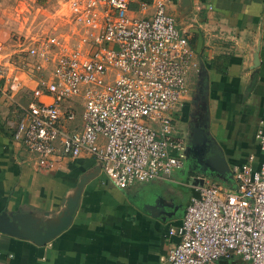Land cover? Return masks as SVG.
Instances as JSON below:
<instances>
[{
	"label": "built area",
	"instance_id": "obj_1",
	"mask_svg": "<svg viewBox=\"0 0 264 264\" xmlns=\"http://www.w3.org/2000/svg\"><path fill=\"white\" fill-rule=\"evenodd\" d=\"M169 2L135 8V0H60L12 34L3 54L0 40V99L11 108L6 127L35 168L88 153L125 187L169 178L183 166L186 142L175 118L199 66ZM18 90H29V99ZM255 137L261 160L255 167L249 154L232 167L235 188L216 181L195 187L180 224L168 230L179 240L167 264L233 257L264 264V121Z\"/></svg>",
	"mask_w": 264,
	"mask_h": 264
},
{
	"label": "crops",
	"instance_id": "obj_2",
	"mask_svg": "<svg viewBox=\"0 0 264 264\" xmlns=\"http://www.w3.org/2000/svg\"><path fill=\"white\" fill-rule=\"evenodd\" d=\"M167 9L188 36L199 66L189 74V94L175 118L176 127H184L183 166L169 178L125 187L116 186L88 153L35 168L6 127L11 108L0 99V216L20 232L0 230V264H167L166 253L179 240L168 230L180 224L196 192L189 177L235 188L233 166L249 154L259 165L255 132L264 121V0H170ZM15 93L30 97L29 90ZM196 126L203 138L195 145ZM206 142L228 171L199 163L210 154L202 152ZM217 264L249 263L233 257Z\"/></svg>",
	"mask_w": 264,
	"mask_h": 264
},
{
	"label": "rangeland",
	"instance_id": "obj_3",
	"mask_svg": "<svg viewBox=\"0 0 264 264\" xmlns=\"http://www.w3.org/2000/svg\"><path fill=\"white\" fill-rule=\"evenodd\" d=\"M59 2L60 0H0V38L6 40L2 54L10 50L8 43L12 34L23 33L28 25L36 24L46 15L43 13L41 17L40 11L53 9ZM37 4L45 8L38 9ZM133 7L136 8L137 5Z\"/></svg>",
	"mask_w": 264,
	"mask_h": 264
},
{
	"label": "water",
	"instance_id": "obj_4",
	"mask_svg": "<svg viewBox=\"0 0 264 264\" xmlns=\"http://www.w3.org/2000/svg\"><path fill=\"white\" fill-rule=\"evenodd\" d=\"M192 143L193 144H201L202 143V138H203V131L201 129V127L196 126L192 128ZM204 146L206 148L202 149V152H204V154H207L208 152H210V154H208L206 156V160H202L199 161V163L203 164V165H212L215 168L219 169L222 171V169H224V167L226 168V170L228 171L227 167L224 166V159H222V156L216 151L215 148H213L212 143L210 142H206L204 144ZM204 150V151H203ZM185 154H186V148H185ZM186 157V155H185ZM184 157V160H185ZM202 172H206L207 169H205L204 167L201 168ZM189 180L192 184L199 186L202 185L204 183V176H190ZM3 217L0 216V230L8 232V233H14V234H19L20 232L17 231L12 224H10V222L8 220L3 221ZM54 232H50L48 234H46L45 238L51 236Z\"/></svg>",
	"mask_w": 264,
	"mask_h": 264
},
{
	"label": "flooded vegetation",
	"instance_id": "obj_5",
	"mask_svg": "<svg viewBox=\"0 0 264 264\" xmlns=\"http://www.w3.org/2000/svg\"><path fill=\"white\" fill-rule=\"evenodd\" d=\"M178 129H179V131L183 134V136H184V127L182 128H180V127H178ZM196 145V144H195Z\"/></svg>",
	"mask_w": 264,
	"mask_h": 264
},
{
	"label": "trees",
	"instance_id": "obj_6",
	"mask_svg": "<svg viewBox=\"0 0 264 264\" xmlns=\"http://www.w3.org/2000/svg\"><path fill=\"white\" fill-rule=\"evenodd\" d=\"M141 1H146V2H149L150 0H135V3H132V5H135L136 2H141Z\"/></svg>",
	"mask_w": 264,
	"mask_h": 264
}]
</instances>
